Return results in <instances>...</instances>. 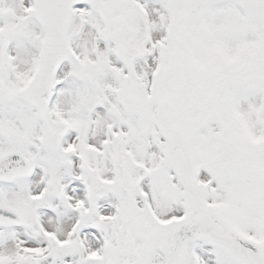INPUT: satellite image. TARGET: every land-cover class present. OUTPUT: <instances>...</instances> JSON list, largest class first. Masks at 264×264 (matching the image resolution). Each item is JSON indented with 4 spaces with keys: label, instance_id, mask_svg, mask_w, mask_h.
Returning <instances> with one entry per match:
<instances>
[{
    "label": "snow or ice",
    "instance_id": "obj_1",
    "mask_svg": "<svg viewBox=\"0 0 264 264\" xmlns=\"http://www.w3.org/2000/svg\"><path fill=\"white\" fill-rule=\"evenodd\" d=\"M0 264H264V0H0Z\"/></svg>",
    "mask_w": 264,
    "mask_h": 264
}]
</instances>
